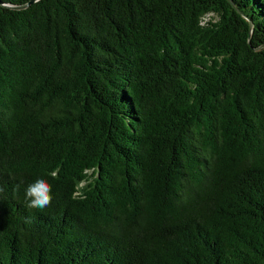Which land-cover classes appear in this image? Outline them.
<instances>
[{
    "label": "trees",
    "instance_id": "obj_1",
    "mask_svg": "<svg viewBox=\"0 0 264 264\" xmlns=\"http://www.w3.org/2000/svg\"><path fill=\"white\" fill-rule=\"evenodd\" d=\"M30 1L0 0V264H264V0Z\"/></svg>",
    "mask_w": 264,
    "mask_h": 264
},
{
    "label": "clouds",
    "instance_id": "obj_2",
    "mask_svg": "<svg viewBox=\"0 0 264 264\" xmlns=\"http://www.w3.org/2000/svg\"><path fill=\"white\" fill-rule=\"evenodd\" d=\"M25 198L29 208H38L43 210L50 207L54 199L52 186L46 179L39 178L27 186L25 190Z\"/></svg>",
    "mask_w": 264,
    "mask_h": 264
},
{
    "label": "water",
    "instance_id": "obj_3",
    "mask_svg": "<svg viewBox=\"0 0 264 264\" xmlns=\"http://www.w3.org/2000/svg\"><path fill=\"white\" fill-rule=\"evenodd\" d=\"M35 1H37V0H31L30 2H28V3L24 4V5L17 6V7H15V8H17V9H23V8H26V7L30 6L31 3L35 2Z\"/></svg>",
    "mask_w": 264,
    "mask_h": 264
}]
</instances>
